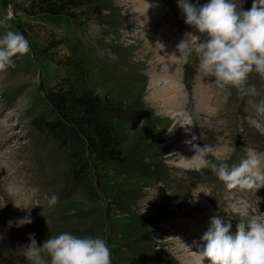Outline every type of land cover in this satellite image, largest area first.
Instances as JSON below:
<instances>
[{"label": "rangeland", "instance_id": "rangeland-1", "mask_svg": "<svg viewBox=\"0 0 264 264\" xmlns=\"http://www.w3.org/2000/svg\"><path fill=\"white\" fill-rule=\"evenodd\" d=\"M37 1L0 0V33L10 26L30 46L14 68L0 72V204L9 202L7 184L23 183L33 204L40 206L32 207L31 224L11 228L6 222L25 212L11 203L0 209V264H29L22 248L29 234H35L39 246L62 232L104 238L112 264H198L196 245L213 215L232 219L230 231L240 219L234 209L241 204H247L250 216L264 219V187L256 193L227 189L212 170L187 165L194 151L187 159L180 154L185 138L195 134L193 143L213 147V162L238 164L252 149L264 165V114L255 108L264 100V77L251 73L248 82L257 94L236 93L233 103L225 106L232 112L228 130L235 124L234 135L240 134L233 144L210 141L206 132L214 125L198 112L197 103L207 90L216 94V84L214 78H200L194 55L174 74L177 83L165 82L167 86L141 77L143 67L135 66L140 58L124 59L123 48L131 41L121 36L122 14L135 13L134 5L148 0H80L57 14ZM157 1L163 21L195 46L197 41L188 33L196 31L184 23L175 0ZM251 3L244 0V10ZM69 87L100 97L103 113L111 117L117 160H98L76 140H57L48 130L46 123L59 115L48 93ZM171 89L180 90L183 100L174 102L177 107L163 104ZM246 107L253 114H243ZM186 126L189 133L184 132ZM226 132L219 131L218 138ZM53 193L58 203L49 209L45 196Z\"/></svg>", "mask_w": 264, "mask_h": 264}, {"label": "clouds", "instance_id": "clouds-1", "mask_svg": "<svg viewBox=\"0 0 264 264\" xmlns=\"http://www.w3.org/2000/svg\"><path fill=\"white\" fill-rule=\"evenodd\" d=\"M175 3L184 23L195 29L196 34H188L197 41L193 46L181 39L176 45L180 63L189 64L194 55L198 75L201 79L214 78L212 83L216 84L225 103L232 89L241 96L256 95L255 87L248 81L253 72L264 77V0H252L247 10L243 8L244 0H206L202 4L198 0H175ZM7 27L8 30L0 33V72L14 68L30 51L25 36ZM160 47L163 50L162 44ZM255 108L258 114H264V100L258 101ZM197 139L193 134L191 140L186 141L194 150L187 159L194 170H212L227 189H255L256 193L264 187V165L255 150L250 149L248 156L238 164L230 165L226 160L213 162L209 158L213 147L192 143ZM4 193L7 203L25 212L14 221L8 220L6 226L31 224V209L39 204H33L28 186L9 183ZM256 200L258 203L257 197ZM7 203L0 204V209ZM45 203L53 209L58 196L55 193L45 196ZM145 210L146 203L140 213ZM234 211L240 217L234 231H230L233 225L229 217L213 215L210 218L207 230L200 236V244L196 245L198 251L194 252L198 264H204L205 260L207 264H264V219L250 216L247 204H241ZM28 239L29 243L22 248L29 264H112L111 250L100 236L62 232L48 236L39 246L34 233L29 234Z\"/></svg>", "mask_w": 264, "mask_h": 264}, {"label": "trees", "instance_id": "trees-1", "mask_svg": "<svg viewBox=\"0 0 264 264\" xmlns=\"http://www.w3.org/2000/svg\"><path fill=\"white\" fill-rule=\"evenodd\" d=\"M38 0L44 8L54 14L66 8V4L79 5L80 0ZM48 98L59 112L56 121L47 122L48 130L57 140H73L96 159L114 161L119 158L115 146V135L108 115L103 113L100 97L90 90L75 93L71 87L51 90Z\"/></svg>", "mask_w": 264, "mask_h": 264}, {"label": "crops", "instance_id": "crops-1", "mask_svg": "<svg viewBox=\"0 0 264 264\" xmlns=\"http://www.w3.org/2000/svg\"><path fill=\"white\" fill-rule=\"evenodd\" d=\"M142 3L134 5L137 10L135 13L124 16L122 14L123 19H120L124 20L123 26H125L121 36L128 37L131 41V44L126 45L125 49L123 48L124 59L125 56L128 59L129 57L140 58L142 62L135 66L137 69L143 67L142 71L140 70L141 77L145 78L148 83H177L172 78L183 66L177 59L179 53L176 51V45L182 38L176 32L174 25L163 21L165 15L159 10L157 0H148L146 3ZM131 26H136L139 30L136 32L126 30ZM159 43L164 46L163 50ZM159 67L164 70L158 72L157 68ZM164 76H166L164 79L161 78Z\"/></svg>", "mask_w": 264, "mask_h": 264}, {"label": "bare ground", "instance_id": "bare-ground-1", "mask_svg": "<svg viewBox=\"0 0 264 264\" xmlns=\"http://www.w3.org/2000/svg\"><path fill=\"white\" fill-rule=\"evenodd\" d=\"M155 84V83H154ZM165 84V83H164ZM206 84V83H205ZM210 84V83H209ZM166 85V84H165ZM204 85V84H203ZM207 85V84H206ZM160 86V85H159ZM167 86V85H166ZM214 86V85H213ZM164 86H162L163 88ZM179 88V87H178ZM209 88V87H208ZM216 89V94L214 93L213 95L212 94H209L208 90L206 92H203L204 94H202L200 96V99L198 100V103H197V109H198V112L199 113H202L203 115L207 116L208 117V120L206 121L207 123H212V125H214L212 128L209 127V129L207 130V134H208V138L211 139L210 141H213V140H218L220 141V143H222L223 145H227V144H233V142L235 141V137L239 136L240 134H237V135H234V133L236 132V128L233 126H230L231 128L228 130V127H229V124L231 121L227 120L228 119V116L232 113V112H227L225 109V106L227 105L228 101H230L231 103H233L234 101V97L236 95V90L235 89H232V95L229 97L228 101L225 103L221 100V94L219 92V89L217 88V86L215 85L214 87ZM182 90V89H181ZM204 90V89H203ZM206 90V89H205ZM174 92H177L174 93ZM180 90L179 89H174V90H168V92L166 93L168 96L167 98L164 100L163 104L164 106L166 105H175L174 102L175 101H181L183 99H180L181 96H180ZM200 92V91H199ZM214 92V91H213ZM165 93V92H164ZM174 93V94H173ZM202 93V92H201ZM207 93V94H206ZM163 94V93H162ZM166 94H163V95H166ZM149 96V95H148ZM160 96V95H159ZM151 97V96H150ZM156 97V96H154ZM154 97H152L151 99H153ZM196 98V97H195ZM197 99V98H196ZM196 101V100H194ZM182 102V101H181ZM180 102V103H181ZM179 103V102H178ZM182 104V103H181ZM190 104V103H189ZM151 105V104H150ZM196 105V104H195ZM180 106V104H179ZM151 107V106H150ZM169 107V106H168ZM177 107V106H176ZM181 107V106H180ZM179 107V108H180ZM183 107V106H182ZM189 107V106H188ZM187 107V108H188ZM176 109V108H175ZM184 109V108H183ZM189 109V108H188ZM174 110V109H173ZM180 110V109H179ZM159 111V110H158ZM242 113L243 114H253V111L249 108V107H246L245 109L242 110ZM226 120L225 121H222V117H224V115H226ZM223 115V116H222ZM190 121V120H189ZM188 121V122H189ZM240 121V120H239ZM243 120L240 121L241 124H243ZM239 124V123H238ZM220 126V127H218ZM240 127V126H239ZM227 128V129H226ZM193 129V128H192ZM191 129V130H192ZM225 129L226 134H224L221 138H218V135H219V131L223 132V130ZM189 127H185L184 128V132L186 133H189ZM207 139V138H206ZM191 139L190 138H185V143L186 141H190ZM208 141V140H207ZM184 143V142H183ZM193 143V141H192ZM187 145H185L184 148L181 149V155L184 156L185 159L186 156H188V153L190 152H193L194 150L191 148V144L189 143H186ZM180 147V146H179ZM178 149V148H177ZM191 154V153H190ZM192 162L189 161L187 162V165H191ZM206 214V213H205ZM6 217V216H5ZM204 217V215H203ZM210 217V216H209ZM209 220V219H208ZM196 264V262H195Z\"/></svg>", "mask_w": 264, "mask_h": 264}]
</instances>
